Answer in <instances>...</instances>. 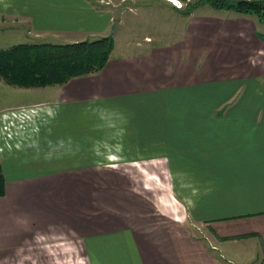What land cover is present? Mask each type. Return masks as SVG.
Here are the masks:
<instances>
[{"label": "crops", "instance_id": "0c3cea01", "mask_svg": "<svg viewBox=\"0 0 264 264\" xmlns=\"http://www.w3.org/2000/svg\"><path fill=\"white\" fill-rule=\"evenodd\" d=\"M58 1L0 0V32L11 21L30 26L36 36L62 33L63 44L108 37L105 7L137 0H63L83 7V14L35 12L55 10ZM167 4L186 19L178 41L153 46L146 37L144 48L122 54L114 44L99 74L73 79L51 93L57 102L83 103L86 109L93 103L129 102L134 143L150 151H161L151 146L163 145L164 159L178 163L177 171L199 185L193 188L195 198L180 202L165 187L154 205L164 217L151 222L116 218L107 234L89 240L92 264H264V19L209 6L184 14ZM86 14L92 16L90 27L67 24ZM170 95L180 100L171 102ZM192 98L195 105H190ZM157 106L165 114L162 123L150 116ZM186 117L192 121L186 123ZM212 186L219 193L252 188L245 196L260 200L259 211L221 221L195 219L189 209ZM160 189L155 184L149 191ZM9 209L0 204V228H11ZM87 227L78 229L88 233Z\"/></svg>", "mask_w": 264, "mask_h": 264}, {"label": "rangeland", "instance_id": "374dc122", "mask_svg": "<svg viewBox=\"0 0 264 264\" xmlns=\"http://www.w3.org/2000/svg\"><path fill=\"white\" fill-rule=\"evenodd\" d=\"M167 3L137 0L118 8L113 2L108 4L103 11L116 53L144 48L146 37L153 46L178 41L186 19ZM197 3L202 5L200 10L208 7ZM82 8L59 0L55 10L35 12L71 16L73 12L83 14ZM91 18L86 14L67 24L86 29ZM7 22L6 32H0V50L65 41L62 33L36 36L29 32L30 26ZM59 88H19L0 79V164L6 179L0 204L10 208L7 221L11 227L0 228V264H92L89 240L106 230L107 234L116 218L151 222L164 217L154 205L165 187L178 202L196 197V178L179 173L178 163L166 161L162 150L150 151L149 146L134 143L129 102L93 103L86 109L83 103L57 102L51 93ZM170 98L171 102L180 100V95ZM164 115L159 106L150 114L157 123H162ZM190 121L186 117L185 122ZM154 148L161 146H151ZM155 184L163 189L149 191ZM251 190L243 187L219 193L212 186L211 193L198 195L201 203L189 212L195 219L207 221L257 212L260 200L245 196ZM80 227H87L88 233ZM12 235L16 237L9 239Z\"/></svg>", "mask_w": 264, "mask_h": 264}, {"label": "trees", "instance_id": "16d2710c", "mask_svg": "<svg viewBox=\"0 0 264 264\" xmlns=\"http://www.w3.org/2000/svg\"><path fill=\"white\" fill-rule=\"evenodd\" d=\"M185 2L184 0H180ZM239 15H256L264 19V0H193L182 11L188 14L202 6ZM114 49L112 37L68 44H18L0 50V79L19 88L63 86L73 79L99 74ZM204 101V100H203ZM197 102L192 98L190 105ZM204 104H209L204 101ZM161 146L163 150V145ZM5 196V176L0 164V198Z\"/></svg>", "mask_w": 264, "mask_h": 264}, {"label": "built area", "instance_id": "2783aa9c", "mask_svg": "<svg viewBox=\"0 0 264 264\" xmlns=\"http://www.w3.org/2000/svg\"><path fill=\"white\" fill-rule=\"evenodd\" d=\"M161 1H166L170 3L173 7H175L178 10L184 9L186 6V2H182L180 0H176V2H173V1L169 2L167 0H161ZM186 1L189 2L190 0H186ZM106 4H108V2H106Z\"/></svg>", "mask_w": 264, "mask_h": 264}, {"label": "bare ground", "instance_id": "6f19581e", "mask_svg": "<svg viewBox=\"0 0 264 264\" xmlns=\"http://www.w3.org/2000/svg\"><path fill=\"white\" fill-rule=\"evenodd\" d=\"M167 1L171 2V1H173V0H167Z\"/></svg>", "mask_w": 264, "mask_h": 264}, {"label": "snow or ice", "instance_id": "6c2138e0", "mask_svg": "<svg viewBox=\"0 0 264 264\" xmlns=\"http://www.w3.org/2000/svg\"><path fill=\"white\" fill-rule=\"evenodd\" d=\"M173 2H176V0H173Z\"/></svg>", "mask_w": 264, "mask_h": 264}]
</instances>
